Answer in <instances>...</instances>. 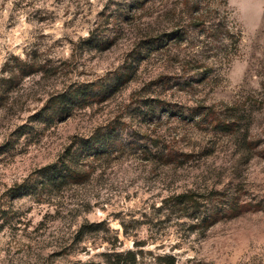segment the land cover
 Wrapping results in <instances>:
<instances>
[{"label": "rangeland", "instance_id": "1", "mask_svg": "<svg viewBox=\"0 0 264 264\" xmlns=\"http://www.w3.org/2000/svg\"><path fill=\"white\" fill-rule=\"evenodd\" d=\"M145 1L0 0V78L23 69L13 58L30 73L0 85V264H113L134 242L137 264H264V0H226L239 44L205 79L197 32L170 52L131 50ZM90 32L112 43L91 48ZM99 87L104 97L45 121L57 94ZM197 111L209 116L186 121ZM97 130L117 151L79 158ZM152 145L173 162L148 157ZM62 160L82 170L76 183L11 197ZM189 191L198 209L173 204Z\"/></svg>", "mask_w": 264, "mask_h": 264}, {"label": "trees", "instance_id": "2", "mask_svg": "<svg viewBox=\"0 0 264 264\" xmlns=\"http://www.w3.org/2000/svg\"><path fill=\"white\" fill-rule=\"evenodd\" d=\"M166 1L164 0H146L147 8L151 11L148 13L150 21L143 28H138L134 35V42L131 46V50L139 49L143 56H150V54L166 53L173 49L179 48L186 44L189 39V34L193 31L197 32L199 41H197L198 48H202L205 54L206 60L199 61L196 68L197 75L201 79L207 78L212 71L214 65L219 61L221 62L231 51L236 50L239 44V32L234 27L229 19V13L227 11L226 0H173L171 3H167L166 6L171 7L166 9ZM194 40V39H193ZM87 46L96 48L103 44L109 45L112 43L109 39H102L96 37L93 32H90L88 36L83 40ZM199 44H201L199 46ZM15 63L21 64L23 69L13 71H7L6 76L0 78V85L8 84L13 81L15 74L17 73L22 77L28 76L30 73L26 70V63L13 58ZM194 62V61H193ZM183 63L189 65L190 60L183 59ZM28 68L30 67L27 65ZM129 70L126 69L124 73L119 74L113 85L115 90L121 85L123 79L128 78ZM126 76V77H125ZM127 80V79H125ZM126 82V81H125ZM96 93H90L92 91L76 89L67 94L63 92L57 94L51 100V107L47 114L45 121L50 122L55 116L62 113L70 106L75 105L78 102L85 101L84 104L92 99H100L106 95V90L99 87ZM0 93V98L1 97ZM198 111L191 116L190 119L184 117V114H180L181 120L191 121L196 124L202 123L200 121L206 120L202 118L208 117L209 113L204 112L200 114ZM194 119L196 121H194ZM44 121V122H45ZM216 126V125H215ZM225 128H228L227 126ZM99 130L95 131L88 137L81 138L79 140L80 151L77 155L88 159H100L108 157L114 154L116 146L120 144L114 140L113 132H106L99 134ZM159 145L153 146L151 150L146 152L148 157L159 159L164 164L169 165L173 162L172 151L166 146L158 148ZM157 147V148H156ZM186 154H180L185 157ZM149 159V158H148ZM83 176L82 170L77 164L72 161H59L58 163L48 165L42 169L40 175V182L32 185L16 184L10 189L12 198H20L23 196L33 195L38 188L40 190L45 189H58L67 183H76L79 178ZM217 195V193L215 194ZM196 194L193 192H185L176 196L170 197L173 200V204L177 206L187 207L188 205H197ZM198 209V208H197ZM213 210V209H212ZM221 210L225 212V209H220L219 213H213V221L219 220L218 214ZM196 222H202L204 218L195 217ZM83 229V228H82ZM134 248L137 251L128 250L125 252L113 253L109 257L113 258V264H137V258L142 255L140 243H133ZM153 264H176L175 259L171 255H162L152 257Z\"/></svg>", "mask_w": 264, "mask_h": 264}]
</instances>
